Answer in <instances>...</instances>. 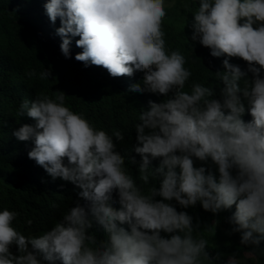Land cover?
Here are the masks:
<instances>
[{"label":"clouds","instance_id":"obj_1","mask_svg":"<svg viewBox=\"0 0 264 264\" xmlns=\"http://www.w3.org/2000/svg\"><path fill=\"white\" fill-rule=\"evenodd\" d=\"M165 4L47 0L50 20H61L57 32L65 57L71 55L72 37L79 36L76 43L83 51L77 60L102 65L112 76L142 72L144 87L135 84L129 90H148L167 99L149 101L136 124L134 151L142 156L139 179L150 185L146 193L117 151L113 135L122 141L120 131L109 135L96 129L65 105L63 91L55 99L42 95L31 103L23 101L20 116L35 123H25L14 135L33 140L29 157L53 179L76 184L82 189L79 196L89 203L85 207L78 201L38 237L14 227L17 212L0 210V264H204L208 242L193 235L198 222L194 225L193 215L178 210L173 199L181 209L200 203L213 213L236 205L229 218L231 232H239L244 245L258 247L264 241V0H199L192 39L209 47L212 56L227 54L248 62L244 70L224 59L227 71L217 72L223 82L221 98L201 83L184 91L192 72L180 51L166 47ZM51 76L49 69L40 73L41 79ZM249 110L252 119L246 121ZM155 158L161 160L153 168ZM196 160H210L214 169L196 166ZM94 224L105 234L102 241L89 232ZM226 264L246 260L232 256Z\"/></svg>","mask_w":264,"mask_h":264},{"label":"trees","instance_id":"obj_2","mask_svg":"<svg viewBox=\"0 0 264 264\" xmlns=\"http://www.w3.org/2000/svg\"><path fill=\"white\" fill-rule=\"evenodd\" d=\"M47 0H0V210L8 208L18 213L13 225L26 236H40L51 230L71 207L79 201L85 207L88 201L79 196L82 191L71 181L62 178L53 179L46 170L28 155L35 146L33 140H19L15 130L25 123L34 124L32 117L20 116L19 106L23 101L31 103L38 96L46 95L55 99L60 91L64 92L65 105L83 116L96 128L105 130L109 135L120 131L124 139L117 140L113 135L117 151L124 157V166L144 192L150 185L139 179V161L142 156L134 151L138 143L136 124L140 114L149 107V101L163 102V94L145 90L130 91L131 85L142 83L143 73L137 71L133 76H112L102 65L88 64L77 60L76 54L83 51L76 41L71 39V55L65 57L61 52L63 37L57 29L61 26L58 17L53 23L47 15ZM172 4L171 7L168 5ZM167 14L162 27L165 32L166 47L169 51L178 50L186 58L185 67L192 72L185 84L184 91H191L194 83L213 88L214 96L221 98L223 82L217 76L218 71H227L223 64L227 54L212 56L210 48L193 40L192 21L199 7V0H166ZM71 35V34H69ZM230 62L248 69V62L241 57H230ZM51 70L52 76L41 79L40 73ZM35 75H29L31 72ZM249 78L253 73L249 71ZM244 86V79L240 81ZM244 119H252L250 110ZM132 156L136 162L132 161ZM161 158L151 162L158 167ZM65 162H67L65 158ZM196 166L205 165L209 171L214 169L211 161H195ZM219 176L218 171L216 172ZM151 183H157L151 180ZM119 209V197L114 194ZM162 199V197H156ZM178 210H186L198 222L193 235L207 240L206 251L209 256L204 264H226L236 256L246 260V264H264V241L255 245L241 244L239 232L232 233L233 225L229 218L236 211V205L223 209L219 213L205 210L202 204L187 209L173 199ZM31 221L29 224L28 221ZM126 228L128 224L123 225ZM97 242L105 239V234L93 225L89 230ZM162 235L169 237L170 233ZM16 252L17 248L14 247ZM246 254H250L247 255ZM57 264L62 262L57 261Z\"/></svg>","mask_w":264,"mask_h":264},{"label":"rangeland","instance_id":"obj_3","mask_svg":"<svg viewBox=\"0 0 264 264\" xmlns=\"http://www.w3.org/2000/svg\"><path fill=\"white\" fill-rule=\"evenodd\" d=\"M238 259H240V258H238Z\"/></svg>","mask_w":264,"mask_h":264}]
</instances>
